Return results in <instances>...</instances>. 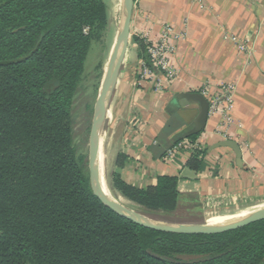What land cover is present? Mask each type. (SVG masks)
I'll return each instance as SVG.
<instances>
[{"label":"trees","instance_id":"16d2710c","mask_svg":"<svg viewBox=\"0 0 264 264\" xmlns=\"http://www.w3.org/2000/svg\"><path fill=\"white\" fill-rule=\"evenodd\" d=\"M105 22L104 0H0V264H264V219L218 234L161 232L93 194L75 153L72 105ZM132 40L151 66L143 37ZM206 155L197 146L185 165L202 169ZM126 159L117 153L111 189L172 212L183 199L179 178L135 187L119 172Z\"/></svg>","mask_w":264,"mask_h":264},{"label":"crops","instance_id":"0c3cea01","mask_svg":"<svg viewBox=\"0 0 264 264\" xmlns=\"http://www.w3.org/2000/svg\"><path fill=\"white\" fill-rule=\"evenodd\" d=\"M164 24L184 34L172 56L177 76L159 91L150 80H141L142 59L132 42L106 114V119L113 112L122 118L112 137L114 161L118 152L127 157L121 178L145 187L157 175L177 176L183 198L197 197L209 208L264 202V0H134L132 35L156 41ZM226 35L248 39L251 53L238 52ZM224 82L235 85L236 125L230 132L239 155L216 146L223 140L215 132L219 117L209 116L197 134L207 149L202 169L186 166V153L163 159L198 121L199 103L181 95L203 86L214 91Z\"/></svg>","mask_w":264,"mask_h":264},{"label":"rangeland","instance_id":"374dc122","mask_svg":"<svg viewBox=\"0 0 264 264\" xmlns=\"http://www.w3.org/2000/svg\"><path fill=\"white\" fill-rule=\"evenodd\" d=\"M106 3V22L100 31L99 37L91 41V45L84 62V71L81 82L77 88L72 105L73 116V142L75 153L81 159L85 172L89 153V135L94 122V105L101 90L102 80L106 65L112 51L114 41L119 28L121 17L122 0H104ZM132 33L129 45H132ZM123 111L121 107L119 114ZM122 118L117 117L115 112L105 118L99 144V173L102 188L108 196L116 200L139 215L154 221L181 225H212L237 220L250 215L263 208L264 202L238 203L226 205L221 208H209L204 206L197 197L188 196L183 198L172 212H159L147 210L111 189V175L115 171L114 156L115 147L112 137L117 131ZM186 258V256H181Z\"/></svg>","mask_w":264,"mask_h":264},{"label":"water","instance_id":"95a60500","mask_svg":"<svg viewBox=\"0 0 264 264\" xmlns=\"http://www.w3.org/2000/svg\"><path fill=\"white\" fill-rule=\"evenodd\" d=\"M134 0H122L121 3V17L119 20V28L114 41L112 51L110 53L105 74L102 80L101 90L96 98L94 105V122L89 135V153L87 162V172L89 177V184L93 194L107 207L111 208L118 215L125 217L136 224L143 227L168 233H179V234H197V235H208L218 234L230 230L240 228L249 223L264 219V207L258 211L239 218L237 220L215 224V225H181V224H170L165 222L154 221L149 218L143 217L138 213L123 207L116 200H112L104 194L99 173V150L98 142L102 131V126L106 118L107 110L117 85V80L121 67L123 65L124 57L129 46L131 38V18L133 12ZM181 96L184 98L196 101L200 105V112L197 124L195 128L189 133L183 135L181 138H185L192 134L200 133L206 124L208 118V101L207 99L198 92H187ZM180 138V139H181ZM218 147H231L239 155L238 144L233 140H221L216 145Z\"/></svg>","mask_w":264,"mask_h":264},{"label":"built area","instance_id":"2783aa9c","mask_svg":"<svg viewBox=\"0 0 264 264\" xmlns=\"http://www.w3.org/2000/svg\"><path fill=\"white\" fill-rule=\"evenodd\" d=\"M198 1L201 2V0ZM140 36L143 37L146 43V52L151 61V66L146 65L142 60L139 61L140 79L150 80L154 89L159 91L165 83L173 81L177 76V69L173 64L172 56L176 50V42L183 39L184 34L177 32L171 25L164 24L156 41L149 40L146 35ZM225 37L233 42L238 52L251 53L248 39H238L231 35ZM234 92L235 85L230 82L219 83L214 91L206 86L201 87L198 91L208 101V117H219L215 132L224 140H232L230 130L236 125L233 116ZM197 146H203L199 140L193 143L186 140V138L179 139L165 150L163 159L171 160L182 153L189 156Z\"/></svg>","mask_w":264,"mask_h":264},{"label":"bare ground","instance_id":"6f19581e","mask_svg":"<svg viewBox=\"0 0 264 264\" xmlns=\"http://www.w3.org/2000/svg\"><path fill=\"white\" fill-rule=\"evenodd\" d=\"M111 102V101H110ZM110 105V104H109ZM108 109H109V107H108ZM108 111V110H107ZM100 137H101V135H100ZM99 144H100V138H99V142H98V150H99ZM102 187V186H101ZM102 190H103V192H104V194L105 195H107L108 196V194H107V192L102 188ZM109 197V196H108ZM110 198V197H109ZM113 200V199H112ZM236 220V219H235ZM231 221H234V220H231ZM231 221H227V222H231ZM209 224H212V225H215V224H213V222H210L209 220L207 221ZM227 222H221V223H217V224H222V223H227ZM207 224V223H206Z\"/></svg>","mask_w":264,"mask_h":264}]
</instances>
